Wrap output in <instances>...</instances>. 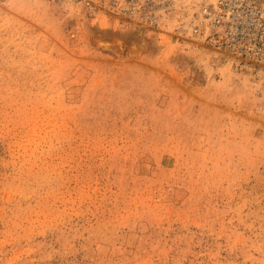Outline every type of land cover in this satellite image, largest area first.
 I'll return each instance as SVG.
<instances>
[{
	"label": "rangeland",
	"instance_id": "374dc122",
	"mask_svg": "<svg viewBox=\"0 0 264 264\" xmlns=\"http://www.w3.org/2000/svg\"><path fill=\"white\" fill-rule=\"evenodd\" d=\"M209 1L0 0V264H264V78Z\"/></svg>",
	"mask_w": 264,
	"mask_h": 264
},
{
	"label": "built area",
	"instance_id": "2783aa9c",
	"mask_svg": "<svg viewBox=\"0 0 264 264\" xmlns=\"http://www.w3.org/2000/svg\"><path fill=\"white\" fill-rule=\"evenodd\" d=\"M193 35L223 50L232 65L264 78V0H214L189 21Z\"/></svg>",
	"mask_w": 264,
	"mask_h": 264
},
{
	"label": "bare ground",
	"instance_id": "6f19581e",
	"mask_svg": "<svg viewBox=\"0 0 264 264\" xmlns=\"http://www.w3.org/2000/svg\"><path fill=\"white\" fill-rule=\"evenodd\" d=\"M136 10L141 12V8H137ZM223 63L231 64V66H232V62H231L230 58H228L226 56H223ZM252 70L253 69H247V68H245L242 71L245 72L246 74H249V75H256Z\"/></svg>",
	"mask_w": 264,
	"mask_h": 264
}]
</instances>
